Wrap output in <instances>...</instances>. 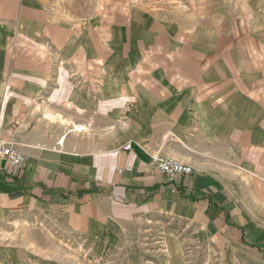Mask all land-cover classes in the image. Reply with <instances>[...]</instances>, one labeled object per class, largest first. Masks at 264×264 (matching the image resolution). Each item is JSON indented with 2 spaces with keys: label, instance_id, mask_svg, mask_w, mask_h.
<instances>
[{
  "label": "crops",
  "instance_id": "obj_1",
  "mask_svg": "<svg viewBox=\"0 0 264 264\" xmlns=\"http://www.w3.org/2000/svg\"><path fill=\"white\" fill-rule=\"evenodd\" d=\"M161 6L0 0V139L25 156L0 171V264H92L164 220L181 255L185 231L264 253V0Z\"/></svg>",
  "mask_w": 264,
  "mask_h": 264
},
{
  "label": "rangeland",
  "instance_id": "obj_2",
  "mask_svg": "<svg viewBox=\"0 0 264 264\" xmlns=\"http://www.w3.org/2000/svg\"><path fill=\"white\" fill-rule=\"evenodd\" d=\"M152 1L156 6L162 5L168 11L181 9L182 6H187V2L200 6L204 4L201 7L205 11L204 15L211 10L212 6V0ZM226 1L234 2V0ZM175 15V19L182 23L189 22L193 14L175 13ZM174 226L176 224L165 220L161 222L146 221L143 224L134 225L119 248L103 257L92 258V264H264V253L257 248L221 250L214 245L210 246L209 242L193 237V234L188 231L181 232L176 237L182 251L181 255L177 244L172 243L171 239H166V232Z\"/></svg>",
  "mask_w": 264,
  "mask_h": 264
},
{
  "label": "built area",
  "instance_id": "obj_3",
  "mask_svg": "<svg viewBox=\"0 0 264 264\" xmlns=\"http://www.w3.org/2000/svg\"><path fill=\"white\" fill-rule=\"evenodd\" d=\"M78 132H89L93 129V122L77 124L74 127ZM130 144L126 145L129 148ZM10 161L20 174L21 166L25 160L24 154L15 141H4L0 139V171L3 169V162ZM157 167L170 179L181 174H192L193 167L173 157H161L156 160Z\"/></svg>",
  "mask_w": 264,
  "mask_h": 264
}]
</instances>
